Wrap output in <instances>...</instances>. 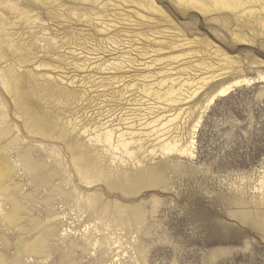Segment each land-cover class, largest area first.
<instances>
[{
  "label": "rangeland",
  "instance_id": "374dc122",
  "mask_svg": "<svg viewBox=\"0 0 264 264\" xmlns=\"http://www.w3.org/2000/svg\"><path fill=\"white\" fill-rule=\"evenodd\" d=\"M242 1L0 5V264H264V0ZM104 126L133 157L88 142Z\"/></svg>",
  "mask_w": 264,
  "mask_h": 264
},
{
  "label": "bare ground",
  "instance_id": "6f19581e",
  "mask_svg": "<svg viewBox=\"0 0 264 264\" xmlns=\"http://www.w3.org/2000/svg\"><path fill=\"white\" fill-rule=\"evenodd\" d=\"M152 1V0H151ZM189 2L192 1L194 2L193 4H197V1L198 0H188ZM213 3L212 4H215L214 7H230V3H231V0H212ZM236 1L237 3L239 4H242V0H232V2ZM258 2V0H256ZM54 2V1H53ZM196 2V3H195ZM253 2V1H252ZM151 3V2H150ZM245 3V2H244ZM0 5H4V8L6 7V9H10L12 10V12L14 11H17L18 10V5H15L11 2V0H7L5 2V4L3 3H0ZM144 5V4H143ZM246 5V4H245ZM200 6V5H199ZM234 6V5H233ZM20 7V6H19ZM198 9V8H196ZM237 9V8H236ZM154 11V10H153ZM5 12V11H4ZM22 12V11H20ZM19 12V13H20ZM18 13V11H17ZM25 13H22L21 15H23ZM0 17H1V14H0ZM28 21H30V18H28ZM7 37V36H6ZM2 49V48H1ZM4 49V48H3ZM10 49V48H9ZM24 49V48H23ZM19 51V50H18ZM2 53V52H1ZM3 55V54H2ZM2 58V57H1ZM3 59V58H2ZM16 59V58H15ZM178 60V59H176ZM17 64V63H16ZM1 72V70H0ZM3 74V73H1ZM7 78H9L7 76ZM217 78H219L218 76H212L211 78H209L208 80H205L203 84H201L198 89L196 91H194L193 94H195L198 90L202 89L206 84H207V81L211 80V81H214L216 80ZM1 80V79H0ZM5 79H3V82H2V86L4 85V87H6V89L10 92V87H9V83H7L6 81H4ZM12 81V80H11ZM20 83V82H18ZM16 84V87L20 84ZM172 83V82H171ZM164 83L162 84H159L160 87L162 88V86ZM239 82H236L235 83V86L238 85ZM162 85V86H161ZM158 86V85H157ZM15 88V87H12V89ZM145 88V87H144ZM182 88H184L182 86ZM182 88H179V90L177 89V91L174 89V88H170L168 91H166L165 93L162 94V92L160 90H153L152 88L150 89H143L142 91L149 95V96H154L156 97V99H158L159 101H163L162 99L165 98V102H169V101H174V99H172L173 96H175L178 92V93H181L183 91ZM16 89V88H15ZM14 89V90H15ZM192 89V88H191ZM232 87L231 86H223L221 87L209 100L210 104H213L215 99L219 96H225L227 94L230 93ZM167 90V89H166ZM14 93V91H13ZM182 94V93H181ZM181 94H179L178 96H180ZM188 94V93H187ZM191 94V95H193ZM16 95V94H14ZM15 97V96H14ZM16 98V97H15ZM167 100V101H166ZM16 101V99H15ZM175 102V101H174ZM18 104V103H17ZM25 107V106H24ZM28 121V120H27ZM72 122V121H71ZM70 123V121L68 122V124ZM28 124V123H26ZM73 124V123H72ZM30 126V124H28ZM66 125V124H65ZM74 125V124H73ZM72 125V127H73ZM151 125V124H149ZM29 126L26 125V127L28 128ZM71 127V124L69 125ZM25 127V128H26ZM105 128H102V127H98V128H95L94 130H87L85 129L84 130V134L86 135L87 134V138H89V143H92V144H95V146H102L103 148H105L107 151H114V152H120V151H123L124 153H126L128 156L130 157H133L134 156V153L132 152V145H135L137 144V141L133 138V134H127L125 132H121V131H118V130H115L113 129L112 127H106L104 126ZM30 129H31V132L32 134H34L32 132V130L34 129V127L30 126ZM73 129V128H72ZM29 130V129H28ZM75 130V125H74V129ZM77 130V129H76ZM75 130V131H76ZM35 131V130H34ZM161 130H157L156 131V134H158V132H160ZM2 134L5 133V130H3L1 132ZM63 133V132H62ZM9 133H7L8 135ZM37 134V133H36ZM71 135V134H70ZM132 136V137H131ZM166 135L165 133H161L159 135H157L156 137V140L160 141L159 143V149L157 151H160L162 153H172V152H177V153H187L189 151L188 148H185L183 146V144H181L182 142V139H175V138H172V139H168V138H165ZM60 140V139H59ZM155 140V141H156ZM193 141H192V144L193 145ZM155 151V150H153ZM116 155V154H115ZM0 189H1V193L3 192H6L7 190V187H6V184H5V181L11 176V174L13 173V170H10L9 167H8V163H7V158L5 155H2L0 156ZM73 160V164H74V167L76 168L77 172H78V175L81 177V179L83 180H92V182H88V184H92V183H98L99 181H104V182H110V180L108 179V177L104 174L103 170L102 169H96L95 172L91 173L90 174V171H86L85 168L82 166V161L80 158H76V157H72ZM25 161L27 162L29 160V157L28 155H26L24 157ZM84 160V159H83ZM90 174V175H89ZM92 176V177H91ZM111 177V176H110ZM114 186V185H113ZM109 188V187H108ZM120 193V192H119ZM1 196V195H0ZM2 198V197H1ZM1 198H0V201H1ZM89 202H90V206L95 209L96 205H97V199L94 197V196H90L89 197ZM2 204V202L0 203ZM2 205H0L1 207ZM2 208V207H1ZM0 208V210H1ZM116 209V208H115ZM116 222H118L116 219H114Z\"/></svg>",
  "mask_w": 264,
  "mask_h": 264
}]
</instances>
